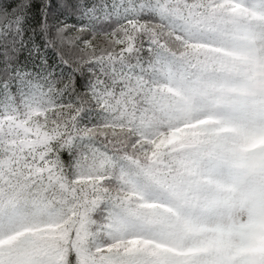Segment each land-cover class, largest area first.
<instances>
[{"label":"snow or ice","instance_id":"obj_1","mask_svg":"<svg viewBox=\"0 0 264 264\" xmlns=\"http://www.w3.org/2000/svg\"><path fill=\"white\" fill-rule=\"evenodd\" d=\"M0 264H264V0H0Z\"/></svg>","mask_w":264,"mask_h":264},{"label":"trees","instance_id":"obj_2","mask_svg":"<svg viewBox=\"0 0 264 264\" xmlns=\"http://www.w3.org/2000/svg\"><path fill=\"white\" fill-rule=\"evenodd\" d=\"M66 155V154H65Z\"/></svg>","mask_w":264,"mask_h":264}]
</instances>
